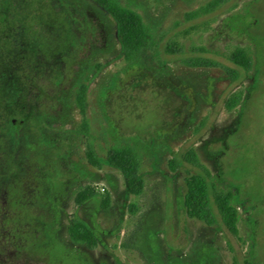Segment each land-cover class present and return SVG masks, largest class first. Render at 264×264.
<instances>
[{"label":"rangeland","instance_id":"rangeland-1","mask_svg":"<svg viewBox=\"0 0 264 264\" xmlns=\"http://www.w3.org/2000/svg\"><path fill=\"white\" fill-rule=\"evenodd\" d=\"M119 1L142 16L152 36L132 63L121 55L116 23L95 0H28L24 53L16 56L11 42L0 41V68L14 74L12 91L0 97L43 98L34 120L45 150L54 154L32 160L40 187L52 191L39 195L37 249L28 246L26 257L12 264H264V0H230L191 20L185 14L210 0ZM40 23L60 39L42 63L34 36ZM7 28L0 17V30ZM235 47L251 50L246 74L228 58ZM197 56L217 65L183 63ZM81 84L84 116L75 100ZM236 91L242 101L227 112L224 103ZM132 143L141 154L139 196L127 192L121 172L106 161L110 148ZM89 144L100 169L86 159ZM191 148L211 183L233 192L237 236L215 211L213 226L187 217L184 180L196 173L185 160ZM88 187L109 194L108 208L101 197L76 203ZM72 222L94 233V249L71 242Z\"/></svg>","mask_w":264,"mask_h":264},{"label":"trees","instance_id":"trees-1","mask_svg":"<svg viewBox=\"0 0 264 264\" xmlns=\"http://www.w3.org/2000/svg\"><path fill=\"white\" fill-rule=\"evenodd\" d=\"M28 0H2L0 9L3 15L0 16L2 21H6L9 28L7 32L0 30V34L5 33L4 39L0 41L8 46L14 54L22 55L25 48L26 29L24 22L26 16L23 15L24 7ZM101 5L109 16L114 20L117 27V34L120 39L121 55L123 59L132 63L140 57L143 50L147 49L151 42L152 36L145 25L142 16L129 8L124 7L119 0H95ZM230 0H210L205 5L197 8L194 11L185 14L187 20L200 18L216 11L222 5ZM22 15V16H21ZM10 22V23H9ZM10 24V25H9ZM36 47L40 49V62L46 61L48 58V48L51 46V52L60 44L59 34L52 31L51 27H47L40 23L34 29ZM47 32V34H46ZM29 47V43H28ZM35 47V46H34ZM171 53H177V49L168 50ZM200 53H205L206 49H195ZM7 52V51H6ZM251 50L244 47H235L229 54V60L242 70L244 74L248 73L252 66ZM183 63L191 68L215 67L217 64L210 59L201 56L188 58ZM226 73L235 80L242 78V75L232 69H225ZM54 72V71H53ZM53 74L49 75V81H52ZM14 74L8 71H3L0 68V91L9 90L4 83H10ZM46 81V80H44ZM44 91L48 88H43ZM46 92V91H45ZM85 95L86 85L81 84L76 92V104L80 113L85 115ZM242 92H233L224 103V109L227 112L234 110L242 101ZM82 130L88 132L86 122L82 123ZM86 159L88 163L97 169L101 168V161L97 158L92 144L87 146ZM185 160L188 164L196 169V173L188 174L185 178L186 191L184 194L183 205L185 213L189 219L197 220L206 226H213L216 223L215 212L220 217L223 226L233 235H238V209L233 205L234 198L231 190H219L211 183V174L209 170L203 166L194 149H189L185 153ZM106 161L112 168L121 172L125 180L127 192L133 196H139L143 192L144 181L140 175L141 154L137 144H124L110 148L107 153ZM172 170H175L173 161L170 162ZM105 195V196H102ZM93 197H101V207L103 209L109 206V194L104 191V194L94 191L92 188H85L76 197L78 205L83 204L88 199ZM103 197V198H102ZM133 211V210H132ZM215 211V212H214ZM68 235L71 242L75 245H84L88 249H94L97 246V239L92 231L80 222H72L68 227ZM243 264H253L249 260H244Z\"/></svg>","mask_w":264,"mask_h":264},{"label":"flooded vegetation","instance_id":"flooded-vegetation-1","mask_svg":"<svg viewBox=\"0 0 264 264\" xmlns=\"http://www.w3.org/2000/svg\"><path fill=\"white\" fill-rule=\"evenodd\" d=\"M3 85L8 88L10 83ZM33 100L0 97V264L18 263L30 245L37 249L39 195L41 190L52 191L40 187L38 164L32 161L37 155L54 159L53 151L45 150L34 120L43 98Z\"/></svg>","mask_w":264,"mask_h":264}]
</instances>
